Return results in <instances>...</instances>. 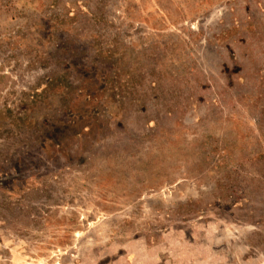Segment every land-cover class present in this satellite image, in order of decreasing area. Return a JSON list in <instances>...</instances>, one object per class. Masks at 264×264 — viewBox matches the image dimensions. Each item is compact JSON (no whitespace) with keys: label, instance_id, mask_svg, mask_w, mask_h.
Returning a JSON list of instances; mask_svg holds the SVG:
<instances>
[{"label":"rangeland","instance_id":"obj_1","mask_svg":"<svg viewBox=\"0 0 264 264\" xmlns=\"http://www.w3.org/2000/svg\"><path fill=\"white\" fill-rule=\"evenodd\" d=\"M0 264H264V0H0Z\"/></svg>","mask_w":264,"mask_h":264}]
</instances>
